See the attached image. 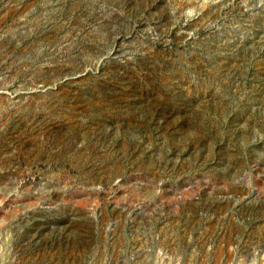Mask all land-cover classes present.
<instances>
[{"label": "rangeland", "instance_id": "obj_1", "mask_svg": "<svg viewBox=\"0 0 264 264\" xmlns=\"http://www.w3.org/2000/svg\"><path fill=\"white\" fill-rule=\"evenodd\" d=\"M0 264H264V0H0Z\"/></svg>", "mask_w": 264, "mask_h": 264}]
</instances>
